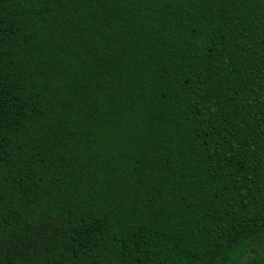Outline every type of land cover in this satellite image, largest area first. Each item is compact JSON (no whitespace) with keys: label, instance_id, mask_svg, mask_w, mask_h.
<instances>
[{"label":"trees","instance_id":"trees-1","mask_svg":"<svg viewBox=\"0 0 264 264\" xmlns=\"http://www.w3.org/2000/svg\"><path fill=\"white\" fill-rule=\"evenodd\" d=\"M264 264V0H0V264Z\"/></svg>","mask_w":264,"mask_h":264},{"label":"snow or ice","instance_id":"snow-or-ice-1","mask_svg":"<svg viewBox=\"0 0 264 264\" xmlns=\"http://www.w3.org/2000/svg\"><path fill=\"white\" fill-rule=\"evenodd\" d=\"M201 264H203V262H201Z\"/></svg>","mask_w":264,"mask_h":264}]
</instances>
